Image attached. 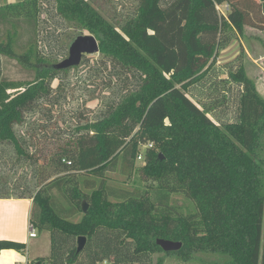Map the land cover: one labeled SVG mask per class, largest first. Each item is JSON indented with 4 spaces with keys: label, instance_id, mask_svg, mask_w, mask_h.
Here are the masks:
<instances>
[{
    "label": "trees",
    "instance_id": "obj_1",
    "mask_svg": "<svg viewBox=\"0 0 264 264\" xmlns=\"http://www.w3.org/2000/svg\"><path fill=\"white\" fill-rule=\"evenodd\" d=\"M258 1L256 21L231 0H138L134 12L117 20L102 0L0 6V57L34 76L0 78V167L9 173L33 167L31 179L43 166L48 171L39 185L26 181L18 190L0 175V198H32L39 214L30 222L51 231L49 256L28 264H78L85 252L86 264H147L158 252L185 261L202 253L215 264H264V97L242 64L229 74L241 89L234 120L217 123L211 107L190 95L226 38L241 35L246 25L264 29V0ZM223 4L225 13L217 8ZM71 26L95 35L100 47L98 76L83 81L81 107L88 104L86 91L89 101L99 100L102 88L90 96L96 79L114 96L89 114L70 110L72 84L69 92L62 84L89 56L77 66L56 67L68 56ZM47 144L49 156L43 153ZM8 151L12 165L2 160ZM119 165L129 176L141 171L144 186L108 182ZM80 174L93 178L80 180ZM32 186H38L34 193ZM175 194L191 200L195 210L172 205ZM79 213L81 220L73 221ZM81 235L87 237L83 250L62 247V239L78 241ZM159 238L182 247L165 252ZM26 247L0 239V253Z\"/></svg>",
    "mask_w": 264,
    "mask_h": 264
},
{
    "label": "rangeland",
    "instance_id": "obj_2",
    "mask_svg": "<svg viewBox=\"0 0 264 264\" xmlns=\"http://www.w3.org/2000/svg\"><path fill=\"white\" fill-rule=\"evenodd\" d=\"M103 6L109 13V18L112 20H117L119 17L123 16L126 17L130 13L134 12L136 5L138 4V0H102ZM232 4H241L244 7H247L250 15L249 18L251 20H260L261 13L259 11V1L258 0H231ZM220 12L225 13L227 10V5H219L218 7ZM250 21V20H249ZM263 29H258L252 27L250 25H246L244 27V32L241 35L237 33H232V36L228 39L226 38V43L221 46L217 50V59L216 63L210 69V72L207 76L201 81L198 85L193 86L190 91L191 97L199 103L203 105L205 103L209 107H211L212 111L210 116L216 121L217 123L220 122H227L234 120L237 116V104L238 98L240 94V87L239 85L230 81L229 74L231 70H236L241 64L244 65L248 76L256 83L257 89L259 90L260 94L264 97V31ZM66 39L68 41L67 46L70 48L74 39L79 35L91 34L86 30H80L78 27L71 26L67 32ZM65 33V34H66ZM228 36V35H227ZM69 55V52H68ZM89 58H86V66H82L78 70L71 71L66 78V81L62 83L65 87L66 92H69V85L72 84V91H70V95H72L71 101H69L70 110H81L83 109L86 113L96 112L99 108H102L106 102L108 103L111 100H114V96L108 95L109 89H106L104 83L102 84L100 81L96 82L94 85L95 88L92 87L90 89V96L97 97L96 91L100 88L99 91V100L94 102L89 101L91 97L88 95V91H86L87 95V106L81 107V100H79V96L86 89L83 86V81L92 78V74L95 73L98 76V63L101 62V56L99 53L95 54H86ZM63 60V59H61ZM60 60V61H61ZM88 67H91L88 69ZM92 70V71H91ZM105 74H101L100 77H103ZM33 71L27 70L25 67L20 65L13 59L6 58L4 56L0 57V78H6L11 80H30L32 79ZM20 81V80H19ZM104 81V79H103ZM56 81L55 84H57ZM88 84L90 82H87ZM87 84V85H88ZM99 84V85H97ZM114 87L118 86V82L114 81ZM98 88V89H97ZM97 89V90H96ZM111 94L114 90H110ZM95 92V93H94ZM94 93V94H93ZM70 98V97H69ZM96 114V113H94ZM50 145L47 144V147L43 149V153L49 156L48 152L50 150ZM8 149V148H6ZM144 151V148H143ZM5 157H2V160H5V164L9 162V164H14V156L6 152ZM1 160V161H2ZM143 156L141 158L136 159V165H142ZM33 170V167H30L27 171H20L18 167L14 172H6L2 170L0 167V175L9 176L11 183H13L12 187L16 190L20 189L24 182H34V185H39L45 177L48 176V171L45 166L38 170L39 176L36 178L33 175V179H31L30 170ZM32 172V171H31ZM63 176V174H61ZM54 177V176H53ZM73 176H70L72 178ZM93 178L92 176H85L80 174L79 179L82 180L84 178ZM143 176L141 171H137L136 169L132 172L129 176L128 173L122 171V166H118L116 171L113 173H108V182L114 185L120 186L125 183L126 186L129 188H134L135 186H144ZM19 187H16V186ZM36 186L30 187V191L34 193L37 188ZM9 188V187H8ZM83 189V187H80ZM53 194L56 196L55 200L59 203H64L63 197L57 191H53ZM29 195V193L27 194ZM172 205L176 206L178 209L185 211V212H192L195 210L194 204L191 200L187 199L183 194H175L173 195ZM37 211V212H36ZM39 214V206L37 204L34 205L33 211H31V218L35 217ZM28 218V214H27ZM73 221H80L82 218V214L79 213L75 215ZM29 230V224H28ZM38 238L34 239L32 244V248L28 254L31 256L33 260H35V255H42L41 258L46 257V254L51 251V231L48 229H41L37 227ZM62 247L64 249H68L70 245L77 246L78 241H74L72 239H62L61 240ZM21 252V251H19ZM7 253H3L0 257V264H11L10 258L6 255ZM20 254L23 255V252ZM88 254L85 252L81 255V258L78 264H86L88 262ZM214 257L212 255L206 254H198V258L193 261H185L180 257L175 255H167L163 252H158L154 254L151 258L150 262H146L147 264H215L212 261ZM160 261V262H159ZM159 262V263H158ZM98 264H111L110 261H103L99 262Z\"/></svg>",
    "mask_w": 264,
    "mask_h": 264
},
{
    "label": "crops",
    "instance_id": "obj_3",
    "mask_svg": "<svg viewBox=\"0 0 264 264\" xmlns=\"http://www.w3.org/2000/svg\"><path fill=\"white\" fill-rule=\"evenodd\" d=\"M17 1L21 0H0V6ZM32 208V198H17L14 195L10 198H0V239L23 242L27 245L23 255L15 249L1 251L0 257L3 253H7L6 255L10 258L11 264H28L33 259L28 254L34 239L38 238V233L36 237L29 236L28 224L30 223ZM49 254L50 252L46 254V257ZM41 256L35 255L34 258H41Z\"/></svg>",
    "mask_w": 264,
    "mask_h": 264
},
{
    "label": "water",
    "instance_id": "obj_4",
    "mask_svg": "<svg viewBox=\"0 0 264 264\" xmlns=\"http://www.w3.org/2000/svg\"><path fill=\"white\" fill-rule=\"evenodd\" d=\"M99 41L93 34H85L77 36L72 42L69 48V55L58 62L56 67L59 69H68L74 66H77L81 63L83 56L86 54H95L99 53ZM89 205L86 201H83L82 210L83 212H87ZM157 244L165 251H177L182 247V242L173 241L164 238L157 239ZM87 243L86 236L78 237V248L77 251H81L84 249Z\"/></svg>",
    "mask_w": 264,
    "mask_h": 264
},
{
    "label": "built area",
    "instance_id": "obj_5",
    "mask_svg": "<svg viewBox=\"0 0 264 264\" xmlns=\"http://www.w3.org/2000/svg\"><path fill=\"white\" fill-rule=\"evenodd\" d=\"M141 157H142V155H139V158H141ZM29 236L30 237H36L37 236V230L31 222L29 223Z\"/></svg>",
    "mask_w": 264,
    "mask_h": 264
}]
</instances>
